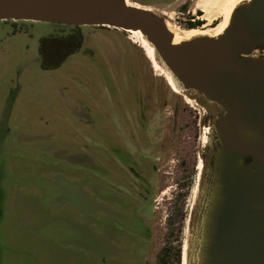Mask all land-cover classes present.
Masks as SVG:
<instances>
[{"label":"rangeland","instance_id":"rangeland-1","mask_svg":"<svg viewBox=\"0 0 264 264\" xmlns=\"http://www.w3.org/2000/svg\"><path fill=\"white\" fill-rule=\"evenodd\" d=\"M127 1L180 31L189 30L187 19L203 20L207 0ZM185 4L189 14L180 11ZM211 16L195 29L213 35L222 10ZM72 28L0 21V264H38L49 244L58 260L79 264H183L186 245L192 264L193 222L177 232L159 223L150 244L141 206L113 184V124L165 80L129 32L108 27H80L81 49L43 70L40 39Z\"/></svg>","mask_w":264,"mask_h":264},{"label":"water","instance_id":"water-1","mask_svg":"<svg viewBox=\"0 0 264 264\" xmlns=\"http://www.w3.org/2000/svg\"><path fill=\"white\" fill-rule=\"evenodd\" d=\"M0 21L140 32L180 91L222 108L193 221L192 264H264V0L236 5L219 36L176 45L163 17L127 0H0Z\"/></svg>","mask_w":264,"mask_h":264},{"label":"flooded vegetation","instance_id":"flooded-vegetation-1","mask_svg":"<svg viewBox=\"0 0 264 264\" xmlns=\"http://www.w3.org/2000/svg\"><path fill=\"white\" fill-rule=\"evenodd\" d=\"M189 7L185 4L181 13L189 14ZM187 21L191 30L203 20ZM158 76L166 83L157 84L155 91L147 88L145 97L113 124L111 138L114 187L128 204L141 206L150 244L159 223L177 232L194 221L198 191L211 160L214 121L222 111L199 93L173 89ZM183 250L185 264L186 245Z\"/></svg>","mask_w":264,"mask_h":264},{"label":"bare ground","instance_id":"bare-ground-1","mask_svg":"<svg viewBox=\"0 0 264 264\" xmlns=\"http://www.w3.org/2000/svg\"><path fill=\"white\" fill-rule=\"evenodd\" d=\"M242 1H249V0H242ZM230 4H231V2H230ZM127 5L139 7V6L128 3V1H127ZM236 5L234 4V5H230V6L229 5L228 6H222L220 0H207L206 2L199 5V9L202 10L204 13L203 20L205 21L206 25H210L213 22V21H211L212 10H214V9H221L222 10V21L220 23H218L217 25H215V27L213 28V30H214L213 35H211L207 32H204V31L197 30V29L174 31L167 24L168 29L174 34L173 44L176 45V44L181 43L182 41H186V40H189V39H191L193 37H197V36H207V37L219 36L224 31L225 27L227 26L230 13L234 9V7H236ZM127 32H129L132 35L135 44H137L141 49H143V51H144L147 59L149 60V62L152 64V66L154 65L153 67L156 70V71L155 70L154 71L157 74L165 77L167 82L172 85L171 87H174L173 89L177 88L175 85V82L173 81V79L171 77V75L166 70H162L160 68L159 64L157 63V61L155 59L154 49L151 47V45H149V43H147L145 41V39L142 37L140 32H132V31H127ZM184 258H185V255H184Z\"/></svg>","mask_w":264,"mask_h":264},{"label":"trees","instance_id":"trees-1","mask_svg":"<svg viewBox=\"0 0 264 264\" xmlns=\"http://www.w3.org/2000/svg\"><path fill=\"white\" fill-rule=\"evenodd\" d=\"M83 44V34L79 27H73L68 35H54L40 39L38 52L40 66L43 70H54L73 54L78 52Z\"/></svg>","mask_w":264,"mask_h":264},{"label":"crops","instance_id":"crops-1","mask_svg":"<svg viewBox=\"0 0 264 264\" xmlns=\"http://www.w3.org/2000/svg\"><path fill=\"white\" fill-rule=\"evenodd\" d=\"M50 248V251L47 252V256L46 259H41L38 264H79V260L77 261H64V259L62 258L61 260H58L56 258V254H57V247H55V249H53L51 246L52 244L48 245ZM35 263L37 264V261H35Z\"/></svg>","mask_w":264,"mask_h":264}]
</instances>
